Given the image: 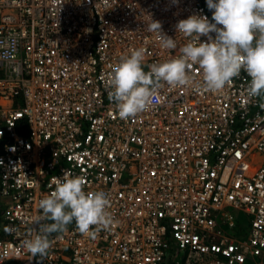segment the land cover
Returning <instances> with one entry per match:
<instances>
[{"label":"built area","instance_id":"obj_1","mask_svg":"<svg viewBox=\"0 0 264 264\" xmlns=\"http://www.w3.org/2000/svg\"><path fill=\"white\" fill-rule=\"evenodd\" d=\"M190 15L212 20L206 0H0V264H264V107L247 74L211 93L194 66L129 120L108 99L120 56H179ZM66 177L104 192L113 223L94 238L73 223L32 258L38 201Z\"/></svg>","mask_w":264,"mask_h":264},{"label":"clouds","instance_id":"obj_2","mask_svg":"<svg viewBox=\"0 0 264 264\" xmlns=\"http://www.w3.org/2000/svg\"><path fill=\"white\" fill-rule=\"evenodd\" d=\"M206 5L211 21L200 15L177 21L176 35L187 41L179 56L145 65L146 49L138 47L112 65L108 99L120 119H133L154 108V96L164 85L190 87L194 66L200 71L201 86L211 93L223 92L243 71L249 77L247 97L264 107V0H206ZM147 30L162 49H177V40L163 32L160 21L151 19ZM202 36L207 40L201 41ZM109 207L104 192L84 190L82 178L57 179L50 195L38 201L35 227L22 247L32 258L42 259L52 246V234L67 231L73 223L80 234L94 238L113 223Z\"/></svg>","mask_w":264,"mask_h":264},{"label":"rangeland","instance_id":"obj_3","mask_svg":"<svg viewBox=\"0 0 264 264\" xmlns=\"http://www.w3.org/2000/svg\"><path fill=\"white\" fill-rule=\"evenodd\" d=\"M223 228H225V226L223 225Z\"/></svg>","mask_w":264,"mask_h":264}]
</instances>
